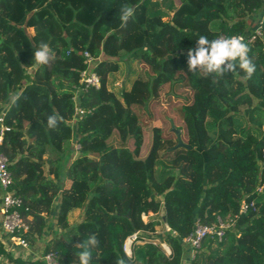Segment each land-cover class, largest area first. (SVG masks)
I'll return each mask as SVG.
<instances>
[{"label":"trees","instance_id":"trees-1","mask_svg":"<svg viewBox=\"0 0 264 264\" xmlns=\"http://www.w3.org/2000/svg\"><path fill=\"white\" fill-rule=\"evenodd\" d=\"M125 6L133 15L122 23ZM260 19L262 38L246 44L250 76L238 66L223 75L187 69V50L200 35L249 34ZM41 44L50 55L37 65L32 52ZM140 60L154 72L145 82L137 79ZM83 70L98 75L97 87L79 81ZM177 72L193 90L173 107L188 146L141 125L131 110ZM0 117L9 189L28 224L21 235L33 245L51 228L39 264L49 251L62 264H79L89 235L98 240L90 264H264V188L255 190L264 177V0H0ZM71 140L80 146L75 156ZM185 160L191 179L182 173ZM242 200L253 206L240 212ZM74 209L80 217L69 224ZM149 211H161L160 232L158 221H142ZM217 216L233 223L220 240L206 237L190 259L182 238L196 219L209 224ZM133 232L137 239L154 233L170 255L148 241L127 256L122 245ZM10 250L0 239V264L25 263L22 251L14 257Z\"/></svg>","mask_w":264,"mask_h":264},{"label":"built area","instance_id":"built-area-1","mask_svg":"<svg viewBox=\"0 0 264 264\" xmlns=\"http://www.w3.org/2000/svg\"><path fill=\"white\" fill-rule=\"evenodd\" d=\"M263 19L258 21L255 29L249 34H237L226 36L225 34L218 35L215 39H222L227 37H237L241 38L244 43H251L257 38H262L263 29H262ZM214 39V40H215ZM87 55V54H86ZM92 59L88 57L87 61L90 62ZM84 84V87L94 86L97 87L99 85V77L93 71L83 70L81 72V77L79 80ZM75 115L81 117L83 115V110L76 107ZM1 121V117H0ZM1 123V122H0ZM6 127L0 124V145L2 143V134ZM74 145V144H73ZM77 150L79 149V144L76 143ZM262 156L264 157V139L261 148ZM12 182V177L10 172L7 169V158L0 150V226L4 233H6L9 241L13 246L18 245L20 248L26 249L28 245V241L22 237L21 233H24L28 229V224L26 220L21 216L18 211V207L20 205L21 199L19 196L13 195L10 191V185ZM264 188V177L258 181L256 186V192L262 191ZM249 206H253V200L247 202L242 200L241 205L239 207L240 212H244ZM146 214V213H142ZM236 216V215H234ZM232 221H224L219 216L216 217V220L211 223H203L199 219H196L193 223L191 232L182 238L183 243H187L190 246L189 256L190 259H194L196 252L199 250L201 242L206 237H214L217 240H220L225 233V230L232 224ZM163 227L166 230L169 229L167 223L163 222ZM14 239L17 240L16 244ZM137 242V232H133L128 235L122 245V249L127 256L132 255V248L134 244ZM161 247L166 255H170L171 250L167 243H160ZM192 251V254L190 253ZM40 258V257H39ZM42 264H62L58 261L54 252L49 251L44 253L41 256Z\"/></svg>","mask_w":264,"mask_h":264},{"label":"rangeland","instance_id":"rangeland-1","mask_svg":"<svg viewBox=\"0 0 264 264\" xmlns=\"http://www.w3.org/2000/svg\"><path fill=\"white\" fill-rule=\"evenodd\" d=\"M166 20V18H164ZM29 32L31 33L32 30L29 29ZM136 68H137V79L141 82L147 81L153 74L152 67H150L148 64H146L143 61H138L136 63ZM119 82V80H116ZM138 95L143 96L142 93L136 92ZM192 93L193 90L192 88L188 85L185 75L182 74L181 72H177L173 78L170 79L169 82L163 83L159 85L156 89V96L152 99H149L146 104L139 103V102H133L131 104V110L133 113L136 115L137 120L139 123L143 126H146L148 128L152 126H157L159 127L160 130V135L162 138H169V139H174L176 138V134L171 128V124L178 130V133L182 139L183 142L187 141V134H186V127L185 124L182 120H180L176 114L173 111V107L179 103L182 102H188L192 98ZM264 129V128H263ZM150 139H151V133L150 131L146 132L143 136V142L140 150V154H144L146 150L149 147L150 144ZM70 144H74L73 147V155H77V148H76V142L73 140L70 141ZM185 166L182 167V173L186 176L187 179H191L192 173L189 171L188 165H187V160L184 161ZM62 187H68L70 184L69 179H65L62 182ZM133 199V197H131ZM129 198L127 200V205H130L132 203V199ZM242 202V201H241ZM240 202V205H241ZM80 213L77 209H74L70 213V219L68 223H75L78 219ZM159 215H161V211L158 213H153L151 211L147 212L145 215L141 213L140 217L143 222L154 220L158 221L160 224L155 226L156 232H160L161 230V221L159 219ZM168 225V224H167ZM169 227V226H168ZM166 230V228L164 227ZM166 231H171L170 227ZM173 233V231H171ZM2 231L0 232L1 235ZM142 233V232H141ZM154 233L149 232L148 235H150L151 238L147 239V236L142 237L140 239H137L138 242H151L154 244L163 243L164 241H159L156 237L153 235ZM0 239L4 245V248L9 249V244L5 240L4 237L0 236ZM14 242L16 244L17 240L14 239ZM166 243V242H164ZM29 245V243H28ZM26 249L20 248L18 245H15L17 247L14 250H10L13 256L15 257L17 253L22 251V255L19 256L23 261H25L24 264H39L37 261H39V252L40 248L38 249L36 246V243H33V245H29ZM19 247V248H18ZM38 249V250H36ZM19 250V251H18ZM37 251V252H36ZM192 254V251L190 252ZM8 264H13L10 261ZM42 264V263H40Z\"/></svg>","mask_w":264,"mask_h":264},{"label":"clouds","instance_id":"clouds-1","mask_svg":"<svg viewBox=\"0 0 264 264\" xmlns=\"http://www.w3.org/2000/svg\"><path fill=\"white\" fill-rule=\"evenodd\" d=\"M133 15L131 7H122L120 20L126 23ZM248 46L241 38L227 37L209 40L206 36L200 35L196 40V47L187 50V69L189 71L202 69L207 73L223 75L225 72L233 71L237 66L250 76L255 70V65L248 56ZM50 49L46 44H41L34 52L32 59L37 65L46 64L49 60ZM55 116L47 118V125L52 128L56 125ZM98 243L95 235H89L86 242L80 244V251L77 253L79 264H90L91 248ZM118 264H125L123 259Z\"/></svg>","mask_w":264,"mask_h":264},{"label":"crops","instance_id":"crops-1","mask_svg":"<svg viewBox=\"0 0 264 264\" xmlns=\"http://www.w3.org/2000/svg\"><path fill=\"white\" fill-rule=\"evenodd\" d=\"M65 188H67V187H65ZM78 210V209H77ZM79 211V210H78ZM72 212V211H71ZM70 212V213H71ZM70 213H69V215H68V221H69V219H70ZM1 217V216H0ZM69 224H72L71 222L69 223ZM55 228V226L52 224V229H54ZM51 237V228H48L45 232H44V236L42 237V238H40L39 239V241H37L36 242V246H37V248L39 249H41L42 248V246H43V243L47 240V239H49ZM38 249H36V250H38ZM37 252V251H36ZM40 252H41V250H40ZM37 255H39V254H37Z\"/></svg>","mask_w":264,"mask_h":264},{"label":"water","instance_id":"water-1","mask_svg":"<svg viewBox=\"0 0 264 264\" xmlns=\"http://www.w3.org/2000/svg\"><path fill=\"white\" fill-rule=\"evenodd\" d=\"M171 128L173 129V131L175 132L176 134V138H177V146H188L185 142L182 141L179 133H178V130L176 128H174V126L171 124Z\"/></svg>","mask_w":264,"mask_h":264}]
</instances>
